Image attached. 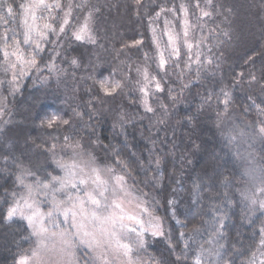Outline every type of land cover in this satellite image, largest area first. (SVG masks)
<instances>
[{"label": "trees", "instance_id": "trees-1", "mask_svg": "<svg viewBox=\"0 0 264 264\" xmlns=\"http://www.w3.org/2000/svg\"><path fill=\"white\" fill-rule=\"evenodd\" d=\"M91 1L100 10L97 44L65 42L67 58L80 60L79 69H70L73 84L57 96L54 78L47 86H36L30 76L15 95L0 94V111L6 112L4 131L20 141L35 142L44 153L34 150L30 161L45 164L49 155L38 140L42 119L50 113L71 117L61 127L62 137L91 141L94 153L119 169L164 217L166 235L149 249L159 264H193L191 258L197 257L210 229L224 230L234 210L237 215L241 212L242 229L236 234V229L221 232L226 243L223 258L243 263L255 247L247 252L244 244L248 237L256 238L258 226L244 225L247 208L237 202L234 190L238 168L219 134L233 117L264 129V0H212L208 17L201 14L206 0H185L208 39L212 70H202L196 82L181 85L180 66L168 57L172 72L164 77V107L154 120L146 117L141 105L132 67L146 62L162 80L152 57L150 25L165 12L174 13L178 22L181 0ZM18 2L4 0L14 14L12 28L18 23ZM76 3L78 16L84 3ZM8 27L11 24H0V31ZM53 42L50 34L41 66L52 57ZM63 66L69 65L63 62ZM257 151L264 166V140ZM5 158L0 130V159ZM0 169H4L0 170V264H14L27 241H21L24 230L5 222L15 167L0 161ZM216 238L221 241L222 236Z\"/></svg>", "mask_w": 264, "mask_h": 264}, {"label": "rangeland", "instance_id": "rangeland-1", "mask_svg": "<svg viewBox=\"0 0 264 264\" xmlns=\"http://www.w3.org/2000/svg\"><path fill=\"white\" fill-rule=\"evenodd\" d=\"M76 2L77 0H64L63 3L62 0H47L52 7L50 10H35L36 20L33 22L30 18L32 13L24 11L25 5L30 6V0H19L18 23L16 28H12L13 11L9 16L7 10L11 7L4 3V0H0V24L4 26L11 24V27L0 31V40H2L0 94L5 95L7 92L10 96L15 95L30 76H33V83L36 86H47L54 78L57 85L56 95L66 94L63 89L66 91L73 84L69 78L72 77L69 76L72 71L70 69H79L80 60L67 58L68 46L65 42L95 46L98 42L100 26L98 5L91 0H82L83 9L77 16ZM57 4L59 7H56ZM211 4L212 0H206L202 5L201 14L208 13L207 17L210 16ZM180 8L181 16L178 22L174 13L165 12L160 15L157 22L150 25L152 57L157 70L162 74V80L146 62H137L132 67L134 84L149 120H154L158 111L161 112L164 107L163 80L172 72L168 57L175 58L177 65L180 66L178 69L180 68L181 76L178 81L181 85L196 82L202 70H212V64L209 63V60H212L209 42L203 37L202 25L193 17V11L188 10L185 0L180 1ZM185 11L187 16L184 14ZM26 19L34 29L30 33L24 23ZM65 21L68 23L66 24ZM85 24H87V32L81 40L75 39ZM44 25H49L52 31H48ZM185 30L188 33L186 36ZM165 33H172L178 37L177 54L170 55L171 47ZM50 34L54 37L52 57L46 66H41L43 50ZM29 35L31 42L25 43ZM42 37L47 38L42 39ZM37 44L40 46L39 51L36 48ZM137 44L139 45L140 41ZM188 44L192 45L191 51L187 48ZM161 53L164 54L166 61L163 69L160 67ZM63 62L69 66L60 68ZM196 63L200 68L193 65ZM157 86L160 91L155 90ZM145 91L148 93L147 96L144 94ZM146 107L151 111H147ZM5 116L6 112L0 111V130L3 136V148L6 151V158L0 161L4 165L15 167L16 170L14 187L7 194L5 222L24 230V238L21 241H27L26 248L21 249L14 264H21V261H27L28 264H159L149 249L156 239L166 235L167 223L164 217L157 213L152 200L150 202L145 195L137 192L132 182L119 169L94 153L91 141L79 138L70 141L68 137H62L61 127L69 124L71 117L50 113L42 119L38 140L45 144L49 160L45 164L35 163V166L30 161L31 154L35 150L40 155L44 150L35 146L37 144L33 141L23 142L14 135L7 134L3 129L7 123ZM76 122L84 131L88 130L87 125L83 124L79 117L76 118ZM73 128L71 126V129ZM219 139L221 145L234 154L233 160L238 168H236L237 181L234 187V190L236 188L238 190L236 199L237 202L245 205L248 213L244 225L256 223L255 225L258 226L255 229L256 238L252 235L244 244L247 252L255 247L241 264H264V166L257 151L258 145L264 140V134L257 125L233 117L221 129ZM97 177L103 182L102 184L97 183ZM53 180L60 183L53 184ZM80 181L85 183L81 184ZM72 183H76L77 187L72 188L70 186ZM44 184H48L49 188H43ZM58 188L64 190L57 191ZM97 188L105 190L103 197L98 195ZM89 193L101 200L102 205L106 204L108 207L96 209L94 205L83 203L87 211L81 213L79 203L86 200ZM13 208H16L17 212L9 220L8 214ZM36 212L40 215L29 223L28 218L35 216ZM64 213H67V219ZM93 213L101 221L111 216L115 227H112L111 222L101 225L92 220ZM240 213L237 215L234 210L229 215L224 230L215 232L210 229L211 233L206 235L207 240L203 241L201 248L198 249V255H194L197 257L191 258L193 264H231V260L227 261V258H223L226 243L221 232L226 230L228 233L230 231L234 233L236 229L234 233L236 234L237 230H241L243 219L239 220ZM85 216L88 218L85 219ZM119 216L125 218L119 220ZM73 222L77 227L73 226ZM41 228L47 229L46 234L36 235L35 233ZM101 228L107 231H101ZM206 231L208 232L209 229ZM218 234L222 236L221 241L216 238ZM200 241L201 238L198 243ZM255 241L257 243H254ZM122 245H127L131 249L127 255ZM228 245L233 246L231 243Z\"/></svg>", "mask_w": 264, "mask_h": 264}, {"label": "snow or ice", "instance_id": "snow-or-ice-1", "mask_svg": "<svg viewBox=\"0 0 264 264\" xmlns=\"http://www.w3.org/2000/svg\"><path fill=\"white\" fill-rule=\"evenodd\" d=\"M51 7L52 6L47 3V0H30V6L29 5H25L24 11H25V13H32V15H31L30 18H31V20L33 22H35V20H36V16L34 14V11L35 10H50ZM56 7H59V4H57ZM7 13H8L9 16H11L12 15V9L9 8L7 10ZM184 14H185V16H187V12L186 11H185ZM203 15L207 16L208 13H203ZM24 23H25V25L28 26L29 33L31 31H34V29L32 28V26L28 24V20L27 19L24 21ZM65 23L67 24L68 22L65 21ZM44 28H46L48 31H52V28L49 25H44ZM186 28H187V26H186ZM61 31H63V28H61ZM86 32H87V24H85V26L81 29L80 33H78L75 36V39L81 40L82 37H83V35ZM187 34H188L187 33V30H185L184 35L186 36ZM165 35L168 37V43H169V46L171 47L170 55L177 54L178 51H179V48L176 46L177 43H178V37L174 36L172 33H165ZM46 38L47 37H42V39H46ZM24 42L25 43H30L31 42L30 35H29V37ZM36 48H37L38 51L40 50L39 44L36 45ZM187 48H188L189 51H191L192 45L191 44H188L187 45ZM5 55H7V53H5ZM176 58L177 59L179 58L178 55L176 56ZM33 63H34V61H33ZM165 64H166V61H165L164 54L161 53V55H160V67L163 69L165 67ZM145 78L147 79V75H145ZM116 87H119V86L117 85ZM155 90L156 91H160L161 89L159 88V86H157ZM107 94H111V93H107ZM144 94H145V96L148 95V93L146 91H145ZM146 110L147 111H151V109L150 108H147V107H146ZM262 131H264V129H262ZM59 183H60L59 181L53 180V184H59ZM80 183L81 184H84L85 182L84 181H80ZM97 183L98 184H102L103 182L100 181L99 178L97 177ZM117 183H119V180L117 181ZM70 186L72 188L77 187L76 183H72ZM43 188L47 189V188H49V185L48 184H44L43 185ZM63 190H64L63 188H58L57 189V191H63ZM121 191H123V189H121ZM96 192L98 193V195L100 197H103L105 190L103 188H97L96 189ZM83 203H89L91 205H94L96 209H99L101 207H104V208H107L108 207L106 204L102 205L101 200L96 199L91 193H89L87 195L86 200H84V201H82V202L79 203V207H80L81 213H84L85 211H87L86 209H84ZM27 207H31V205H27ZM114 207H119V205H114ZM16 212H17V209L16 208H13L9 212V214H8V219L11 220L15 216ZM39 215H40L39 212H36V215L35 216L29 217L28 218L29 219V223H32L36 219V217H38ZM63 215L67 219V213H64ZM73 216H75V213H73ZM84 218L87 219L88 217L85 216ZM124 218H125L124 216H119L118 217L119 220H123ZM91 219L97 221L101 225L103 223H105V222H111L112 227H115V222L113 221V218L111 216H108V217L105 218L104 221H101L100 218L93 213ZM135 222L138 223V221H135ZM73 226L74 227H77V225L75 224V222H73ZM79 227H83V225H79ZM101 231L106 232L107 229L101 228ZM128 231H133V229H128ZM46 232H47V229L41 228L40 231L37 232V233H35V234L36 235H45ZM153 234H155V233H153ZM78 235H79V233H78ZM84 235H88V233H84ZM61 238H63V237H61ZM121 247L124 248L125 255H127L131 251V249H129L127 247V245H122ZM21 264H28V262L27 261H21Z\"/></svg>", "mask_w": 264, "mask_h": 264}]
</instances>
